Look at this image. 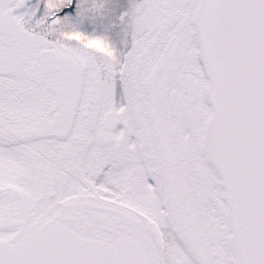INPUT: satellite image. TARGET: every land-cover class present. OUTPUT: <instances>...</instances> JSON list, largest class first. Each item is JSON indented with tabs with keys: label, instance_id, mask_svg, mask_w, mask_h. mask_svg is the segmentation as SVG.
I'll return each instance as SVG.
<instances>
[{
	"label": "snow or ice",
	"instance_id": "snow-or-ice-1",
	"mask_svg": "<svg viewBox=\"0 0 264 264\" xmlns=\"http://www.w3.org/2000/svg\"><path fill=\"white\" fill-rule=\"evenodd\" d=\"M0 264H264V0H0Z\"/></svg>",
	"mask_w": 264,
	"mask_h": 264
}]
</instances>
